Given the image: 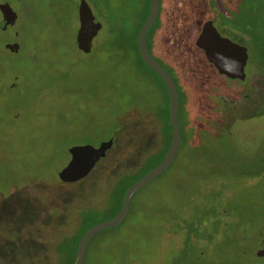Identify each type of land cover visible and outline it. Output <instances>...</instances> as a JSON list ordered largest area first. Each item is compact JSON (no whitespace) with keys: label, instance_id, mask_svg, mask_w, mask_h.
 Instances as JSON below:
<instances>
[{"label":"rangeland","instance_id":"obj_1","mask_svg":"<svg viewBox=\"0 0 264 264\" xmlns=\"http://www.w3.org/2000/svg\"><path fill=\"white\" fill-rule=\"evenodd\" d=\"M80 1L0 0L17 15L2 29L0 13V264H56V245L76 239L79 216H88L83 224H97L119 208L124 178L117 172L148 164L167 145L162 84L131 48L142 0H83L102 25L89 53L75 43ZM215 1L212 16L224 11L229 29L247 30V36L232 37L213 21L221 36L247 49L245 80L221 77L195 47L202 23L213 20L205 18L202 0H159L148 45L177 85L186 143L173 164L136 194L135 214L92 238L85 264H162L170 256V264H264V255H256L264 249V177L242 178L247 172L236 164L255 146L256 156H264V0ZM118 29L122 45L113 41ZM13 42L18 52L5 48ZM212 82L228 91L227 101L246 100L235 110L249 114L232 127L227 116L219 117L226 131L218 141L203 125L219 108L216 95L203 88ZM158 127L164 134L159 141ZM109 138L112 147L88 176L59 180L71 147H96ZM142 148L150 149L147 157ZM222 183L227 188L217 201L227 216L219 231L199 230L202 240L192 238L207 246L202 256L193 247L185 260L175 258L185 235L171 226V217L195 221L210 188Z\"/></svg>","mask_w":264,"mask_h":264},{"label":"water","instance_id":"obj_2","mask_svg":"<svg viewBox=\"0 0 264 264\" xmlns=\"http://www.w3.org/2000/svg\"><path fill=\"white\" fill-rule=\"evenodd\" d=\"M77 11L76 47L83 53H89L93 46V40L101 30L102 25L94 18L85 1L81 0L79 2ZM0 13L2 16V29L15 23L17 15L8 4H0ZM158 13L159 0H149V14L137 33L136 48L142 61L159 76L167 91L171 128L169 148L162 160L154 168L127 188L123 196L121 208L113 218L94 224L83 233L77 244L72 264L84 263L86 248L92 238L98 233L118 226L124 221L128 214L132 197L168 168L181 145L176 85L170 74L152 57L146 44L147 32L156 21ZM194 45L201 50L206 61L213 66L219 75L229 80H245L244 67L248 58L247 49L229 38L221 36L215 28L213 20H206L202 23ZM19 47V44L16 42L5 45V48L11 52H18ZM112 144L113 139L109 138L96 147L91 145L71 147L69 149V161L57 174L59 180L62 183H74L88 176L97 162L105 157L106 152L112 147ZM256 255L257 257H262L264 249L258 250Z\"/></svg>","mask_w":264,"mask_h":264},{"label":"trees","instance_id":"obj_3","mask_svg":"<svg viewBox=\"0 0 264 264\" xmlns=\"http://www.w3.org/2000/svg\"><path fill=\"white\" fill-rule=\"evenodd\" d=\"M201 2V0H199ZM203 4L207 7V10L205 12L206 16L205 18H212L214 22L218 23L220 22L218 25L220 26L221 30H226L228 34H230L232 37H243V36H247V30L245 29H241L239 28V26H233V28L229 29V27L227 26V23L223 22L222 20H225L226 16L224 11L220 12L218 15L216 16H212V12H213V7L216 3L215 0H202ZM194 3H196V0H194ZM224 9H226L227 7H229L228 5H222ZM140 10H141V14L142 17L139 21V23H137L136 29L133 33V37L131 40V48L134 50L135 55L137 60H139L143 65L146 66L147 69H149L161 82L163 90H164V100H165V104H166V111H167V123L164 129L161 130V132L165 131V137L167 139V145L166 143L164 145H162L158 150H157V158L155 160H149L148 164H145L144 166L137 168L136 165H134L132 168L128 167V168H121V170L119 172H117V176L118 178H124L123 182H122V191H121V198H120V206L117 209V211L115 212V214L111 217L113 218L118 211L120 210V207L122 205V200H123V196L125 191L127 190V188L132 185L134 182H136L139 178H141L144 174H146L149 170H151L152 168H154L163 158V156L165 155L169 144H170V140H171V128H170V123H169V119H168V113H169V104H168V95H167V91L166 88L162 82V80L159 78V76L157 74H155L141 59L138 50L136 48V36L137 33L140 29V27L142 26V24L145 22V20L148 17L149 14V0H142L140 3ZM230 10H232V8L230 7ZM230 14V11H229ZM160 18V8H159V13H158V17L156 19V21L154 22V24L150 27V29L147 32L146 35V44H147V48L149 50V45H148V36L149 33L151 32V30L153 29L154 25L157 24V22L159 21ZM202 23V21H201ZM115 37H114V42L116 43V45H122L123 41V37H124V31L122 29H118L115 32ZM246 40V39H245ZM19 51V50H18ZM150 54L151 51L149 50ZM152 55V54H151ZM152 57L155 59V57L152 55ZM159 64L160 62L155 59ZM209 64V63H208ZM161 65V64H160ZM211 67L212 65L209 64ZM162 66V65H161ZM163 67V66H162ZM164 68V67H163ZM167 72L168 70L166 68H164ZM169 73V72H168ZM173 79V77H172ZM174 81V79H173ZM175 82V81H174ZM177 88V85H176ZM204 89L207 90L208 93L212 94V95H216L215 101H217L219 103V108H217V110L215 111L214 109L211 110L210 115L203 120V125H204V129L206 131V133L213 138H216V128H215V122L217 120H219V117L221 118L222 115L223 116H227L229 118V121H233V120H237L238 118H248L249 114H243L242 112H237L236 110H233L232 107H227V103L225 104L224 100H227L226 97H224V93L228 92L225 91L221 86L216 85L215 83H209L206 87H203ZM178 92V90H177ZM264 94V92H262ZM246 99L245 96L243 95V93L240 95V98ZM262 97L264 98V95H262ZM178 98H179V93H178ZM237 100L240 103H243L246 100H239V96L237 97ZM239 103V104H240ZM226 106L225 110H222V106ZM178 126H179V130H180V135H181V145L179 148V151L182 149V147L185 145L186 143V136L182 133L180 125H179V101H178ZM160 128H157V132H156V140L159 141V139H162L164 134H161L160 132ZM217 139V138H216ZM218 141V139H217ZM213 143L215 144V139L213 140ZM253 142H249V144H252ZM141 157H147V155L150 153V149H148V151L144 148L141 149ZM212 150H214V148H212ZM178 151V152H179ZM251 157L248 158L247 160H249L248 162H246L247 160L245 159V161H240L239 159L236 164H238L240 167L244 166V172H247L245 175H243L242 178H245L249 181L251 180H259L262 177H264V156L261 155L260 158H258L256 155L257 153V148L252 147L251 149ZM176 158V157H175ZM138 159V158H136ZM240 161V163H239ZM233 166V165H230ZM212 167H214V164H212ZM237 168V167H236ZM214 169V168H213ZM138 170V171H137ZM167 170V169H166ZM165 170V171H166ZM135 175H131L134 172ZM164 171V172H165ZM160 176V175H159ZM158 176V177H159ZM156 177V178H158ZM155 178V179H156ZM154 179V180H155ZM153 180V181H154ZM152 182V181H151ZM150 182V183H151ZM149 183V184H150ZM149 184H147L145 187H143L142 189L146 188ZM227 187H225V183H222L221 185H219L218 188H210L209 194L207 195V199L212 200L214 202L210 203L209 201L203 200L201 202V204L199 205V208H197V213H196V220L189 222L188 219H186L183 215L182 216H178V215H174L171 217V226L177 228V230H179L180 232L184 231V235H185V240H184V244L181 248H179V250L176 253V257H178V259L181 260H185L191 252V249L193 247H195L196 249H198V257L203 255V251H206L207 246H203L200 247V245L196 246L195 244L191 243L192 238L194 239H199L198 241H201V233L204 234H213L216 235L217 232L219 231V228L222 224V221L220 220V218L227 216V212L226 210L220 206V201L218 202L217 199L222 196V194L224 193V191L226 190ZM141 189V190H142ZM141 190H139L138 192H140ZM137 192V193H138ZM136 193V194H137ZM136 194L132 197L131 199V203H130V208L128 211V214L126 216V218L124 219V221L122 223H124L126 221V219L128 217L133 216V214H135L136 211V204L133 203V199L136 196ZM88 216H86V214L79 216L78 219H80V224H79V228L76 231V239H74L73 242H71L70 244H68L66 241H61L59 244L56 245L55 251L56 252V264H72L73 260H74V256H75V252H76V248H77V244L81 238V236L83 235V233L92 225L94 224H83L81 222V219L87 218ZM121 223V224H122ZM169 223V224H170ZM115 230L117 228H111L108 230ZM173 229V228H170ZM105 230V231H108ZM199 230H203V232H199ZM102 231L100 233H98L96 236L101 235L103 232ZM178 231V232H179ZM95 236V237H96ZM210 237V236H209ZM93 240V239H92ZM91 240V241H92ZM203 240H207V239H203ZM91 243V242H90ZM89 243V244H90ZM88 244V245H89ZM198 247V248H197ZM67 255V259L65 261H62V256ZM171 257H168L169 259H167L169 262L171 260ZM167 261V262H168ZM134 262V260L132 261ZM162 263V264H170L168 263ZM85 264V259H84V263Z\"/></svg>","mask_w":264,"mask_h":264},{"label":"flooded vegetation","instance_id":"obj_4","mask_svg":"<svg viewBox=\"0 0 264 264\" xmlns=\"http://www.w3.org/2000/svg\"><path fill=\"white\" fill-rule=\"evenodd\" d=\"M2 25L3 24H1V28H2ZM8 26H6V28H7ZM213 67V66H212ZM214 69V68H213ZM215 70V69H214ZM215 72H217L216 70H215ZM171 76V75H170ZM221 76V75H220ZM221 77H223V78H225L224 76H221ZM227 79V78H226ZM227 80H229V79H227ZM230 81H233V82H235V81H238V80H230ZM175 83V82H174ZM176 85V84H175ZM224 102H225V104L227 103V107H232V109L233 110H235L236 108H241L240 106H242L243 105V103H240L237 99H231V100H224ZM240 103V104H239ZM226 106H222V110H225V108H226ZM223 116V115H222ZM244 120V119H243ZM236 122H237V120H233V121H230V123H229V127H232L233 126V124H236ZM215 128H216V131H217V134H216V138L219 136V132H221V133H224L223 131H226V130H224L226 127H221L220 126V122H219V120H217L216 122H215ZM169 148V147H168ZM180 148V147H179ZM168 150V149H167ZM178 151H179V149H178ZM177 151V152H178ZM167 152V151H166ZM177 154V153H176ZM176 156V155H175ZM164 157V156H163ZM174 160H175V157L173 158V160L171 161V163H170V165L169 166H171L172 164H173V162H174ZM168 166V167H169Z\"/></svg>","mask_w":264,"mask_h":264}]
</instances>
